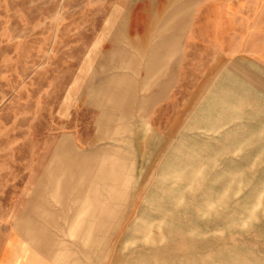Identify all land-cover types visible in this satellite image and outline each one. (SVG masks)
I'll return each mask as SVG.
<instances>
[{"label":"rangeland","instance_id":"rangeland-1","mask_svg":"<svg viewBox=\"0 0 264 264\" xmlns=\"http://www.w3.org/2000/svg\"><path fill=\"white\" fill-rule=\"evenodd\" d=\"M0 264H264V0H0Z\"/></svg>","mask_w":264,"mask_h":264},{"label":"crops","instance_id":"crops-1","mask_svg":"<svg viewBox=\"0 0 264 264\" xmlns=\"http://www.w3.org/2000/svg\"><path fill=\"white\" fill-rule=\"evenodd\" d=\"M160 14V13H159ZM161 24V22H159V25ZM122 27V26H121ZM132 31V30H131ZM119 32H123L122 29L117 28L113 34V37H117V34ZM130 32V30H129ZM127 34V32H126ZM68 142V140H67ZM59 154L56 153L55 151H53L51 159L53 160L54 158H58ZM69 153L68 152H62V158L63 159H69ZM80 158V157H79ZM89 167L84 168L82 167L81 170V178H83L85 176V178L83 180L86 179V175L91 176V177H95L97 175H99L97 172L95 167L90 163L88 164ZM54 176V170L48 169L46 168L45 170V182L41 183L38 187L37 190L35 192V197L37 196L40 197V200H36L37 198H35V200H33V202H37L39 203L41 206H48L47 205V198H46V194L45 196L43 195V193H46L48 191V187L51 186V182H52V178ZM97 181L103 183V181H105V179L101 178V179H97V178H92L89 181H87L84 184V189L83 190H79L78 191V195L76 198L73 199V204H75V202H78V204L80 206H78L79 208L81 206H83V204H85L91 212V216H94V213L96 212V210H94L95 207H103V208H107L108 205H106L107 200L104 197L103 192H105L104 187H100L99 188V183H97ZM46 190V192L44 191ZM52 196V195H51ZM85 202V203H84ZM109 207H111V205L109 204Z\"/></svg>","mask_w":264,"mask_h":264}]
</instances>
